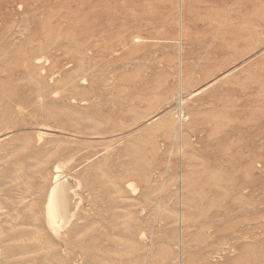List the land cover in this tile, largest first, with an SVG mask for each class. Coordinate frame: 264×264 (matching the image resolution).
<instances>
[{
    "label": "rangeland",
    "instance_id": "obj_1",
    "mask_svg": "<svg viewBox=\"0 0 264 264\" xmlns=\"http://www.w3.org/2000/svg\"><path fill=\"white\" fill-rule=\"evenodd\" d=\"M0 264H264V0H0Z\"/></svg>",
    "mask_w": 264,
    "mask_h": 264
},
{
    "label": "bare ground",
    "instance_id": "obj_2",
    "mask_svg": "<svg viewBox=\"0 0 264 264\" xmlns=\"http://www.w3.org/2000/svg\"><path fill=\"white\" fill-rule=\"evenodd\" d=\"M41 62L42 59L37 60L38 64ZM43 70L41 68L40 75L45 73ZM51 81H53V77ZM180 114L179 118L182 122L186 117L184 118V115H182L183 112ZM53 179L54 181L50 186L43 207L45 227L52 235V239L49 242L50 246L47 243V248L63 245L67 249L73 250L79 247V241L83 240L84 235L88 231H99L97 225L100 223V220L96 217H86V222L77 224L76 222L80 218V211L84 203L83 197L79 194V190L81 189L80 181L72 176L65 175L60 164L54 166ZM128 187L134 193L137 190L133 183H129ZM71 227L73 230L69 231ZM66 233L69 235L68 239L65 238ZM40 249H44V247L41 246Z\"/></svg>",
    "mask_w": 264,
    "mask_h": 264
}]
</instances>
